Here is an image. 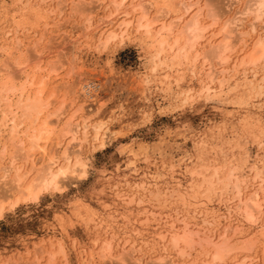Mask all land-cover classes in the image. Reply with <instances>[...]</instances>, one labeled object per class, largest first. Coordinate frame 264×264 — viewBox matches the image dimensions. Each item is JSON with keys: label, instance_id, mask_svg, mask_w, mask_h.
<instances>
[{"label": "rangeland", "instance_id": "rangeland-1", "mask_svg": "<svg viewBox=\"0 0 264 264\" xmlns=\"http://www.w3.org/2000/svg\"><path fill=\"white\" fill-rule=\"evenodd\" d=\"M24 1L20 0L18 3V0H0V62L7 57L10 49L14 53L13 48L18 41L22 45L20 52L27 51V53L37 55V51H42H40L41 56L44 58L41 59V66L50 58L56 59V62L59 59L58 64L62 67L55 75L50 74L47 79V86L50 89H46V93L51 90L52 83L57 85L64 81L66 85H69L70 94L61 95L68 90L65 91L63 88L65 92L60 89L58 91L61 94L56 93V96L59 94L63 97L62 109L64 111L62 110L63 114L52 135L55 133L56 136L61 132V126L64 122L66 123L67 119H70V114L73 116L77 105L79 107L84 105L80 113L74 111L78 113V116L75 115L76 119L71 122L75 123L78 121L77 117H85V115L88 116L89 124L104 121L106 125L103 126L101 132L108 138L104 145H97L96 141L93 142V137H90L93 133L91 126L88 128L89 139L86 144L83 143L81 148H78L79 156L88 163L85 178L81 177L74 184L60 189L61 191L41 192L36 201H22L10 208L11 198L9 200L11 203L8 201L7 205L5 204L3 214L0 216L1 264H10V262L11 264H33L34 260V264H95L91 259L88 261V255L90 251H97L98 247L105 242L110 245L109 254L114 257L110 264H136L137 262V264H144L146 259L149 262L160 256L189 264L191 257L192 259L202 257L203 246L209 247L205 244L202 246L200 243V249L198 245L188 247L190 257L187 254L179 256L178 250L174 251L176 249L167 243L169 242L168 235L174 230L176 232L180 230L179 227L185 223L190 229L199 232L198 237L211 238L213 235L212 240H218L216 234L223 232L227 225L233 227L234 224H241L243 226L240 229L241 232L236 233V236H243V238L253 236L254 241H257L253 242L252 250L236 254V259L240 260V257L246 256L251 257L250 260L255 258L252 260L253 264H261L264 232H262L263 235L257 233L259 223L249 227L246 222L241 221V217L235 215L234 211L233 215L231 211L236 203V200L231 199L234 193L230 186L233 184L225 189L221 186L223 185L221 182L226 181L224 178L228 174L229 166L236 169L234 173L238 179L243 178L248 181V184H243V197L258 188L257 186H264V181L262 184L259 183V177L253 178L254 173L258 171L264 179V93L260 92L257 87L258 79L260 75H264V72L258 67L259 69L256 70L257 73L259 72L258 76L252 77V72H255L252 69L247 70L245 74L242 68L234 72L230 70L233 63L239 61L238 57L240 58L241 53L250 48L252 45L250 43L254 41L256 34L245 35V46L242 49L237 46L230 54V60H228L230 63L225 65L228 71L224 72V77L230 78L226 80L227 82L224 81L223 87L215 82L214 85L212 84L214 90L211 94L199 93L198 95L196 91L203 85V81H199L203 75H197V78H194L191 71V73L184 71L188 66L184 64L179 67L183 78L172 83L168 78L163 79L164 74L162 70L160 71L161 67L156 71H151L147 50L148 39L134 31L133 27L130 28L129 35L122 41L123 43L115 40L104 49L96 47L98 32H93V29L89 28L86 30L88 35L85 34L83 29L86 26L83 22L85 13L76 10V5L83 6L86 3L88 6L93 4L92 1L66 0L65 4L68 3V6L61 7L62 9L58 6L59 10H56L57 0H51V2L50 0H27L25 1L28 2L27 4H24ZM178 1L160 0L164 5L171 7L170 17L179 15L178 7L175 6ZM199 1L204 12L208 8L206 3L208 2L207 5L211 6L212 1L211 9L219 6L225 10L217 27L222 22L239 16L244 19L241 30L248 32L250 20L249 18L245 20L247 16L239 14L247 0H206V3L205 0ZM71 5L76 11H71ZM97 8L90 11L93 23L109 12L103 7ZM58 11L61 12L58 14ZM237 12L239 15L236 14ZM183 18L186 19V16ZM262 19L264 20V16ZM78 24L82 25L78 26ZM213 30L216 31L215 28ZM83 34H85L84 38ZM76 36H80L81 39L79 37L80 40L76 42V47L72 48ZM50 44L53 45L50 46ZM247 45L249 46L246 47ZM206 46L207 43L199 47L201 53ZM25 48L26 50H23ZM48 49L52 51H47ZM53 50H55L54 53ZM20 52H16L13 56H18ZM24 53L26 52H23V56ZM27 53L25 56L28 55ZM71 56L73 59L70 58ZM21 59L27 58L20 57V61ZM69 59H72V62ZM263 61L261 60V64ZM33 63L31 61L30 64ZM68 63H72L69 64L71 67ZM70 68L74 71V75L67 78L66 73ZM145 76L147 78L143 80ZM22 79L15 83L21 82ZM187 88L192 90H187ZM258 91L261 96L258 95ZM194 94L195 98L193 96V100L190 99L192 97L189 95ZM59 95L57 97L61 101L55 96L53 99L56 102L54 101L48 112L52 111L51 108L56 109V106L58 107L59 103L63 102ZM184 96L188 97V101L185 100L186 97L182 98ZM6 135L7 133L3 134L2 138L0 137V150ZM77 135L80 136L81 132L79 131V134L77 132ZM65 139L64 142H67ZM91 140L92 144H90ZM75 141H71L73 150H77L78 147L77 140ZM7 146L11 151L10 144L7 143ZM6 161L8 160L0 159V165ZM208 164L211 167L205 177L213 173L215 166L223 167H216L218 174L214 181L217 183L212 181L210 184L207 182L205 184L204 179H201L202 176L200 177L197 173V169L208 167ZM221 176L223 180L219 179ZM200 180L204 185L201 183L202 186H200ZM139 185H143V188ZM209 185H213L212 188L210 186L211 189ZM166 188L170 193L168 195ZM159 189L161 192L157 195ZM229 209L232 210L228 211ZM176 215L177 218L174 220ZM179 215L180 218L184 215L181 218L183 223ZM177 219L180 221L177 222ZM176 226L177 228H174ZM229 233L231 234L230 230ZM162 234L166 235L164 240ZM255 236L257 237L254 238ZM165 241H167L166 244ZM57 247H62L63 252L55 254ZM51 249L54 252L53 259H55L48 262ZM126 253L130 255L127 254L124 261L120 256L124 257ZM138 258L141 260L138 261Z\"/></svg>", "mask_w": 264, "mask_h": 264}, {"label": "bare ground", "instance_id": "bare-ground-1", "mask_svg": "<svg viewBox=\"0 0 264 264\" xmlns=\"http://www.w3.org/2000/svg\"><path fill=\"white\" fill-rule=\"evenodd\" d=\"M18 1H19L18 3H20V0ZM90 1H92L94 5L91 4V5L86 6V3L85 5L83 4V6L76 5V10H78L81 13H85L84 15L85 17L83 20V22L86 23V26L83 25L85 34H87L86 30L87 29L89 30V28L90 29L92 28L93 30L92 29L91 30L93 32H98V36L96 35L97 36V39H96L97 43H95L96 47L104 49L107 47L109 43L115 40L116 41L118 40L119 43L120 42L123 43L122 41L129 35L130 28L133 27L135 29V30L133 29L134 31L138 32L144 38L148 39L147 43L149 42V45H148L147 50L149 53L148 59L150 61L149 66H150L151 71H156L157 68L161 67L160 71L162 70L164 74L163 79L168 78V80H170L172 83H175L176 81L178 82L179 80L183 78L182 71L181 69H179V67L183 66L184 64L186 66L188 65L187 70L184 69V71H189V72L191 71L192 73L191 72L190 73L191 75L193 74L194 78H197V75H201V76L203 75L204 78L202 77V79L199 80L201 82L203 81V85L202 86L200 85L201 88L198 91H196V94L198 95L199 93L211 94V91L214 90L212 84L215 82L216 83L218 82L219 86L221 85L220 87H223L222 84L224 83V81L227 82L226 80L230 78V77L229 78L224 77V72L228 71L225 65L227 63H230L228 62V60H230V54L232 53L234 48H236L237 46L240 47L239 49H242V47L245 46L246 44L245 35H248V33H255L256 38L254 37L255 39L254 41L252 40L253 41L252 43L249 42L250 44H252L250 45L249 49L244 48L246 49V51L241 53L242 55L240 56V58L238 57L239 61L238 62L236 61L237 63L236 62L233 63L234 65L232 68H230V70L232 69V72H234V70L242 68V72L245 74L248 72L247 70L252 69L253 71H255V72H252V75H251L252 77L255 75L258 76L259 72L258 73L256 72L258 67L260 69H263L262 72H264V61H263L264 60V20L262 19L264 16V0H247L246 4H244V1H243V4L245 6L242 9V11L240 10L241 13L239 14L240 15L243 14L247 16L245 20L249 18L250 21L248 24L249 26L248 32H245L244 29H243L244 31L241 30L244 19L243 17H239V16H235L231 20L224 21L222 22L220 26L217 27L216 25L218 24L219 20L221 19V16L224 14L223 11L225 10L221 9L218 6L220 3H218L217 5L218 7L215 8L213 6L214 9H211L210 7L212 6L213 1L211 4L209 3L211 5L209 6L207 5L208 2L205 0V3L207 2L206 6H208V8L206 9L204 8L205 11L207 10L206 12H204V10L202 9L203 8L202 5L200 6L199 0H179V1L177 0L178 2L175 3V6L178 7L176 8L178 9L177 11L179 12V15H174L172 17H170L171 7L164 5V3L160 2V0H106V1L105 0H89L87 2H90ZM236 1H239V0H236ZM65 2L67 1L57 0L58 4H57V8L55 7L56 10L58 9V6H60V8L67 7L68 3L65 4ZM27 3L28 2H25L24 4H27ZM73 5H74V2H73ZM203 6L205 7L204 3H203ZM97 7L99 8L103 7L104 9H108L109 12H107V14L104 15L103 17L98 18L96 20V23H93V21L91 20L92 19L91 12L94 11L95 9H98ZM72 10H75V8L74 6L71 5V11ZM60 12L61 11H58V14ZM236 14L239 15L238 12ZM184 16H186V19L183 18ZM206 19H209V20L207 21ZM247 23H248V20H247ZM80 25L78 24V26ZM109 25H112V26H109ZM214 28L216 29V31L213 30ZM85 34H83V38ZM79 37L76 36L74 40L75 42H73L74 45L72 46V48L76 47L75 46L77 45L76 42L78 43L79 40L81 39V37L80 39ZM206 39H207V42H206ZM205 42L207 43L206 49L204 48L203 49L204 51H202L201 53L199 50L200 49L199 47L202 44L205 45L206 44ZM19 43L21 42L18 41V43L13 48L14 53L11 51L12 49H10L9 51L10 53L8 52L7 57L3 59V61L1 60L0 62V131L2 132V134H0V137L2 138L3 134L7 133L6 139L3 138L5 142L3 143L1 150H0V159H4V161L5 159L8 160L2 163L3 165L2 164L0 165V216L3 214V209L5 207V204L7 205V202L11 198H12L11 200L12 203L9 201L11 205L9 203L8 204L10 205V208H13L15 204L22 202V201L25 202L27 200L28 201L38 200L41 192H45L48 190H50V192L55 191V190L61 191L63 188H66V186L74 184V182L79 180L81 177L85 178V176L87 175L88 163L85 159L79 156L80 153H79L78 148H81L83 143L86 144L87 140L89 139L88 138V128L90 126L93 131L92 135L94 134L93 136L91 135L90 137H93L92 138L93 142L96 141L97 145H100V146L104 145L106 142V138H108L106 137V135H104L103 132H101L103 126L106 125L104 121L99 120L100 122L98 123L96 122V123L89 124L88 122L89 119L87 120L88 116L84 114L85 117L84 116L77 117L78 121L75 120L77 122L73 123L74 119H76L75 115L78 116V113H80L81 109L84 106L81 104H80L81 107H79V105L75 107L76 111L75 110L74 111L78 113L76 114L73 111V116L70 114L69 115V117L71 116L70 119L69 120L67 119L68 121L66 120V123L65 122L63 123L64 125H62L63 127L61 126V130H60L61 132L56 136H55V133L52 135L56 124L61 119V115L63 114L62 110L64 111V109H62V106L64 104L63 97L59 95L61 93H59L58 90L63 88L66 91L68 89L67 92H65L62 89V91H64L65 93L61 95L64 96L65 94L66 96V93H69L70 89L68 88L69 85H66V82L63 81L62 83H59L57 85H53L52 83L50 85L51 90L47 91L46 93V89L47 90L50 89L47 86L48 84L47 79L50 77V74L55 75V73L62 67V65L60 67V64H58L59 59L57 57L58 62H56L57 61L56 59L52 60L50 58L51 60L50 59H48L49 61L46 60L45 64L41 66L40 65V62L42 63L41 59L43 60L44 58L43 56H41L42 51L41 50L37 51V55H32L31 52L27 53V51H23L28 54L27 56H25L26 53H24L25 55L23 56V52H20L22 45H20ZM51 45L53 44H50V46ZM248 46L249 45H247L246 47ZM24 47L25 46H23V48ZM3 50L4 48L2 49V51ZM23 50H26V48ZM47 51H52V50L48 49ZM16 52H20V53L18 54V56H13V54H15ZM54 52L55 50H53V53ZM32 53L34 52L32 51ZM20 54L24 58L26 57L27 59H24V60L21 59L20 61V57L23 58ZM70 58H72V56ZM71 60L69 59V61ZM235 60H237V58ZM261 60L263 61V64H261ZM31 61L34 62L32 65L30 64ZM69 64H72V63H68V65ZM197 68L198 69L200 68V69L196 70ZM70 69H68L67 73L65 71L66 75L68 76L67 78H71V76L74 75V71ZM40 71H45L46 73L45 72L41 73ZM260 76L261 77H259L258 79L259 83L257 87H259L260 92L264 93V75H260ZM146 78L147 76H145L143 80ZM19 79H22V81L20 80L21 82L15 83V81H19ZM66 86L67 88H65ZM71 89H74V88H71ZM188 89L189 88H187V90ZM57 92L59 93L58 95L59 97L62 98L63 102H61V104L59 103L58 107L56 106V109L51 108L52 111L48 112V109L51 107V105L55 101V99L53 98H55ZM260 92L258 91V95L261 94ZM184 93L186 95V92ZM193 96L195 98V94L191 96L189 95V97H192L190 99L193 100ZM185 97L186 96L182 98H185ZM258 97L259 96H257V98ZM187 98L188 97H186L185 100H187ZM70 102L71 101H69V103ZM73 103L74 102H72V104ZM71 120H73V122H71ZM79 131L81 132L80 136L77 135V132L79 134ZM52 136H55V137L53 138ZM69 136H70V140H68ZM64 139L67 142H64ZM75 140H77V144H76L78 146L77 150H73L71 148L72 147L71 141L74 142ZM7 143L10 144L11 151L8 147L9 145L7 146ZM90 144H92V140ZM210 167L211 166L209 165L208 167L204 166L203 168L201 167L197 169V173L199 174V176L200 175L202 176L200 177L201 179H204L205 184L206 182L207 184L212 183V181L216 182L214 181L216 180L215 177L218 174L216 167L223 168L221 166H215V167L213 166L215 168L214 170L212 169L213 167L211 168L213 170V173L212 174L210 173L209 175H207V177H205ZM231 168L229 166V170L227 172L228 174L227 176L225 175V178H224L226 179L225 182L222 181L223 180L222 176L221 178H219V179H222L221 180L222 182L221 181L220 182L223 185L221 184L220 185L224 187V189L229 187L230 184H233L230 187L233 189L234 194H233V198H231V196L230 198L236 200V203L235 205H233L234 207L232 206L233 210L231 209L232 210L231 211L229 209L228 211H231L233 215L235 212V215L241 217L242 218L241 221L243 220L244 222H246L249 227L255 226L256 223H259V226H258L259 231H257V233L260 235H263L262 232H264V229H263L264 227V194L262 192H264V186L262 185L257 186L258 188L253 189V191H251L249 195L243 197V194H244V192L242 191L243 184H248L247 183L248 181H246L243 178L238 179L234 173L236 169L233 167ZM202 170L203 172H201ZM253 173L254 172H252V174ZM255 177L257 178L259 177L260 178V179L258 178V180H260L259 183L262 184L264 179L261 177V173L257 171V173H254L253 178ZM253 178H252V181H253ZM139 182L141 183V181ZM188 183H191V182H188ZM201 183L202 182L200 180L199 184ZM202 184L200 186H202ZM256 184L258 185V183ZM210 186L212 188L213 185H209V188ZM135 187H138V186L135 185ZM139 187L143 188V185H139ZM157 187L158 186H156V188ZM204 189L206 190V188ZM208 189H207V192H208ZM159 192H161L160 189L159 191H157V195H159L158 194ZM174 192H176V190ZM168 194H170L169 191L167 195ZM131 196H133V194H131ZM180 197H181L180 199H182V196ZM154 199L156 200V197H154ZM140 201L141 200L139 199V202ZM158 201L156 202L158 203ZM225 209H227V207H225ZM182 217H184V215L181 216V218ZM175 218H177V215L176 217H174V220H176ZM179 218H180V215H179ZM216 218L217 217L215 216V219ZM181 220H182L181 223H183V219ZM179 221L180 220H178L177 222ZM189 224H192V223H189ZM182 225H181L182 227L178 226L181 229L178 230L177 232L176 230H174V232H171L173 229H171V231L169 230V232H171V234L168 235L169 239L167 238L169 242L167 241L164 242L165 244L167 242L168 244L172 246V248L176 249L174 251L178 250L177 253H179V256H185L186 254L188 255L190 252L187 251V249L189 250V248H192L193 246L196 247V245L199 246L200 243L202 244V246L203 244H205L206 247H209V248H205V246H203L202 249L204 250V253L201 251L202 257L200 259H192L191 257L190 259L191 262L189 264H253L252 260H254L255 258L254 259L252 258L250 260L251 257L244 256L242 258L240 257V260H237L235 256L241 251L252 250L253 242L257 241V240L254 241L253 236L252 237L250 236V238H247V237L243 238V236L242 237L236 236L237 235L236 233H238L240 229L243 227L241 226V224H237V225L234 224L233 227H231V225L230 227L229 225H227L223 229V232L221 231L219 232L220 234L218 233L216 234V238H219L218 240H212L213 235L211 236V238L204 237V236L198 237L199 232L197 230L190 229L187 223L182 224ZM174 228H177V226ZM229 230L231 234L229 233ZM207 233L209 232L207 231ZM162 235L164 236L163 237V240H164V238H166L165 237L166 235L164 234ZM256 237L257 236H255L254 238ZM59 245L60 244H58V246ZM200 246H199V249H200ZM109 247L110 245L107 242H105L101 244V246L98 247L97 251L95 252L90 251L88 255L89 256L88 261H90L91 259L95 264H110V262L113 261L114 257H112L113 255L111 256L109 254L111 251ZM57 248H58L57 250L55 249L56 250L55 254L63 252L62 247H57ZM40 251H43V250L40 249ZM53 253L54 252L51 249V252L49 251V259H47L48 262H52L55 259V258L53 259ZM129 253H132V252L129 251ZM129 253H126L124 257H122L123 255L121 254L122 256H120V258L121 259L126 258L127 254ZM262 256L263 258L261 259V264H264V251L262 253ZM140 258H138V261L141 260ZM124 261L121 262L120 260L118 262L125 263ZM146 261L148 262L147 259ZM146 261L144 262V264L147 263ZM183 263L173 261L171 258H168L166 256L165 257L160 256V257H157L155 260L154 259L153 260L151 259V261L149 260L147 264H183Z\"/></svg>", "mask_w": 264, "mask_h": 264}]
</instances>
